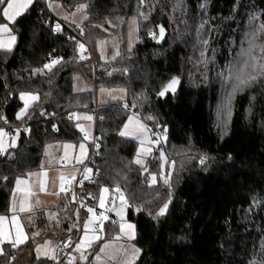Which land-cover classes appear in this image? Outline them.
<instances>
[{
    "label": "trees",
    "instance_id": "obj_1",
    "mask_svg": "<svg viewBox=\"0 0 264 264\" xmlns=\"http://www.w3.org/2000/svg\"><path fill=\"white\" fill-rule=\"evenodd\" d=\"M56 1L68 11L86 5L81 35L92 46L94 59L80 58L66 28L52 33L47 0L46 8L34 0L10 24L16 43L11 51L0 50V120L8 126L25 124L27 130H21L16 147L0 160V214L7 212L14 179L39 167L47 143L83 139L73 113H92L96 105L98 147L90 168L97 172V183L85 182L83 190L93 191L95 204L100 185L108 186L114 196L115 186L121 185L128 204L126 218L135 225L134 242L140 249L135 264L258 262L264 238V78L236 93L223 132L215 126L219 86L213 79L222 70L228 74L240 68L226 66L243 46L251 25L264 24V0ZM130 17L138 22L134 47L126 50L122 43L115 60H99L94 40L113 33L123 41ZM158 24L167 30L162 45L154 43ZM202 45L213 59L207 67L197 61ZM53 60L59 63L45 69ZM74 75L93 87L75 91ZM173 77L180 81L177 91L164 101L158 99ZM98 86L124 87L127 97L98 103ZM25 91L37 93L39 99L19 120V94ZM131 111L145 119L150 132L166 129V142L159 147L176 161L164 174L172 172L171 188L159 176L160 158H154L158 151L148 157V168H141L134 162L136 140L119 134ZM200 155L209 157L203 165ZM150 174L156 176L155 184L149 182ZM164 203L167 211L158 216ZM76 221L70 197L56 226L47 227L43 212H37L35 224L43 231L40 237L46 236L47 228L60 231V241L76 232ZM114 230L116 223L107 219L103 237L91 250ZM40 237L29 234L18 248L3 244L8 255L0 256V264H53L52 259L36 257ZM81 264L93 263L89 259Z\"/></svg>",
    "mask_w": 264,
    "mask_h": 264
},
{
    "label": "rangeland",
    "instance_id": "obj_2",
    "mask_svg": "<svg viewBox=\"0 0 264 264\" xmlns=\"http://www.w3.org/2000/svg\"><path fill=\"white\" fill-rule=\"evenodd\" d=\"M46 5H47L49 12L53 16H55L56 18L62 19L64 21L70 23L73 26H80L82 24L85 16H86L84 8L80 7L81 5L76 7V9H74L73 11L66 10L65 8H63L61 3L59 1H56V0H47ZM259 27H260V25H258V24L257 25H251V28H250L248 34L244 36L245 40L241 43V44H243V46L241 47V49H239V52L236 53V55L234 57L235 59H233L231 63L227 64L226 69L229 68L228 65L229 66L235 65V67L232 69H236V68L240 67V61L243 59V57L240 56V53L244 49H247L249 47L247 41H248V39L251 38V35H250L251 33L255 32L257 35V39L254 41L256 47L253 50V55H260L259 46L264 45V37L262 36L263 33L257 32V29H259ZM138 39H139L138 22H137L135 17H130L126 23L125 37H124L123 41L116 34H113V33L104 34V35L97 37L94 40V49H95V52H96L99 60H101L102 62H109V61L115 60L119 56L120 51H121V47H122V43H124L126 50H131L134 47V45L136 44V42L138 41ZM203 45H205V43ZM203 45H202L201 50H199V52L197 53V56H198L197 61L199 62L198 64L205 65V64H208L209 62H211L213 59L211 58V55L207 54V50ZM117 53H119V54L117 55ZM113 57H115V58H113ZM205 66L207 67L209 65H205ZM227 71H229V70H227ZM214 72H217V71H214ZM214 72L212 73V75H215ZM220 73L226 74V72H223V70L220 71ZM220 73L215 75L214 79H213V82H215L219 86V99H218L214 114H215V119H216V121H215L216 125L215 126L219 127L221 132H223L226 128L225 127V125L227 124L226 118L228 115L227 110L223 107V102H224L226 92H229V91L225 87V84H226L225 80L224 81L222 80V76L220 75ZM207 74L204 76V78H206V80L210 78L207 76ZM79 78H80L81 82H83L85 85H87V83L85 81H83V79L80 76H79ZM91 87H93V86L91 85ZM102 89H103V91H102ZM126 97H127V90H126V88L121 87V86H98L97 88H95V100L98 103H100L104 100H108V99L124 100V99H126ZM231 109H232V106H231ZM89 116H90L89 114H87L86 116H83L81 118L82 121H79L78 117L75 118V120L77 121V123H76L77 128L80 130L82 135L87 134L88 136H91V134H92V127L90 125V120L86 119V117H89ZM129 117L133 118L132 123L129 124V130L138 129V128H140L141 125H143V129L140 132L139 138H133L134 140H136V144H137L134 160L137 158V152L139 151L141 153V155L139 156V159L141 160V164H137V165L141 168H148V165H149V163L147 161L148 157H150L153 154V152L157 150L158 152L154 156V158L156 161H158V159L160 158V150L163 148L159 147L160 144H155L153 142L158 136H153V134L148 129V126L146 124L145 119H143L141 116H139L135 112L131 111L128 114L124 124L119 129V133L122 130H124V125L129 123V120H128ZM78 125H79V127H78ZM81 129H83V131ZM164 135L165 134L163 133V136ZM64 142H67V143H65L66 144L65 147L68 146V147H66L67 150L69 149L70 146H71V149L72 148L74 149L77 147L78 153H77L75 162H73L71 160H67V163L69 165L76 164V168L79 167V165L82 164L88 156V150H89L88 139L83 138L77 142L69 141V140L64 141ZM81 144L84 145L83 149H81V147H80ZM67 150H65V151H67ZM164 153L166 154V152H164ZM166 156L168 158L167 154H166ZM201 156L202 155L198 156V158H200ZM168 161H169V163H163L160 159V163H158V165L160 164L161 172H163L164 174L166 171V167H168L167 170H171L173 168L170 165V162H171L170 158H168ZM154 171L157 173L159 171L158 167L154 168ZM91 172H92L91 168L87 167L83 176L88 178L90 176ZM161 172L159 173L160 177H161V175H160ZM167 174L168 173H166V175ZM150 175L151 176H149L148 178H149V182L151 183V178H152L153 174H150ZM161 181H163V180H161ZM105 188L109 189V187L106 185H100L99 188L97 189V195L95 196L96 201H95L94 207L92 208L93 212H88L89 213L88 219L86 220V222L91 221V223L88 225L87 229H85V227H83V232L91 230L96 226L99 229L100 221H98L96 219L100 215L98 213V211H100V210L104 211L106 209V206L109 205L111 201H115V200H116V206L114 208H112L111 214L104 215V216L108 217V219H111V221H112V219L116 220L117 230L116 231L115 230L110 231L112 233L109 232L108 236L104 240H102L97 247L93 248V250H91L92 249L91 244L86 245V244H82L81 242L77 243L75 245V247L73 248V250L70 254V259L66 262V264H81L85 261H88L89 259L93 264H125L126 259L131 257L133 246L135 248H138L134 242L135 238L132 240H128L126 237L121 236V239L114 240V238L116 236L120 235L119 224L121 222L131 223V224H134V223L127 220V218H126L128 204H126L125 206L122 207V201H121L120 197H119V199H116V196H114L110 192V189L108 192H104L103 189H105ZM101 198H103V206H101V203H100ZM111 198H112V200H111ZM64 199L65 200L68 199L66 192L64 193ZM253 206H255V204H253ZM121 216H123V221H121ZM106 220H103L102 229L100 230V232L104 230V225H105ZM76 222H77L76 224H78V217H77ZM57 234L58 233L50 232V234H48L45 238H43L40 241L38 240L39 242H37V246H36V255L37 256H41L43 254L45 255L46 253L49 256L48 258L54 256L55 251L53 250V248L51 249V246L52 247L54 246L53 243L56 240V237L58 236ZM135 235H136V229H135ZM261 241H263L262 245H264V238H262L260 240V242ZM104 244H108V247L105 249V251L103 253H100L99 249ZM77 245H80V247L77 248ZM121 245L125 246V248L127 250L126 252L125 251H117L118 249H120ZM262 245H260L261 251L259 254V256H260L259 261H258L259 263L258 262H255V263L252 262V264H262V262H264V248H262ZM40 248L42 249V251L40 250ZM97 253H99V255L101 256L100 260L96 259ZM82 256L87 257V259H82L81 258ZM113 257H115V258L113 259Z\"/></svg>",
    "mask_w": 264,
    "mask_h": 264
},
{
    "label": "crops",
    "instance_id": "obj_3",
    "mask_svg": "<svg viewBox=\"0 0 264 264\" xmlns=\"http://www.w3.org/2000/svg\"><path fill=\"white\" fill-rule=\"evenodd\" d=\"M29 6L27 7V9L29 8ZM26 10H22V14ZM0 18H1L0 24H7L9 29H11V32L0 31V42L6 43L10 40L11 36L14 35L16 37V34L13 32L10 26V24L14 21H9L6 17H3L2 15H0ZM15 43L16 40L12 45V48L14 47ZM90 87H91L90 84L87 83V85H85L83 82H81L78 75H74L73 88L75 91L87 90L90 89ZM21 93H31L34 96H38V94L34 92L25 91ZM20 94H19V99L22 104L21 108H23L24 100L20 98ZM27 99L30 104V107L27 109V112L24 114L23 117L26 116L29 109L38 101V99L35 101H32L30 98ZM17 113H16V118H17ZM87 114H89L92 117V113H88L85 111H75L73 113V118L75 119L78 117L79 121H82L81 118L83 116H86ZM90 125L93 129L92 119L90 120ZM25 126L26 127L24 129L27 130V125ZM3 127L4 125L0 120V129H3ZM18 140H19L18 137L11 138L10 140L7 141L2 139V145L5 151L0 153V160L10 148H14L10 146L13 144V141H15V147H16V145L18 144ZM65 143L67 142L53 141L47 143L43 148V153L39 167L24 175H20L14 179L13 187L10 192V199L7 207V212L0 214V216L6 217V219L0 221V237L4 239L3 244H10L8 243V241L17 239L18 234H20V238L25 239L26 241L29 238V234L40 237L43 231L42 229L37 228L35 224L37 212H43L45 218L49 221L47 227L50 226L52 228L58 224L60 212L65 208L66 202L70 198V196L66 193L68 199L67 200H65L66 198L64 199V193H65L64 186L69 182L70 179H72L76 175L78 170V167L76 168V164L69 165L67 163V160H71L75 162L78 153L77 147L71 149L70 146L69 149L67 150V148L65 147L66 145ZM63 161L65 165H62ZM61 176L64 177L63 180H61ZM17 179L23 181V183H21L19 186H17L16 183ZM82 179L85 180L86 177L83 176ZM61 185H63V188L61 187ZM21 207H23L25 211H20ZM13 209H15V211H13ZM88 214L89 213L87 210L86 214L84 215L82 229L80 232V238L77 241V243L81 242L82 244L87 245L90 244L91 241V245H92L98 241V240H94L93 238L95 236L102 237L103 231L100 232V230H98V227L97 228L94 227L91 230L83 232V227L86 220L88 219ZM27 226H31L32 229L30 230V232L27 229ZM46 230H47L46 236L50 234V232L58 233L57 234L58 236L56 237V240L53 243L54 246L53 247L51 246V249L53 248V250L55 251V246L59 241L58 238L60 235L59 233L60 231H58L57 229L48 230V228ZM85 232H87V237L85 236ZM45 237H40L39 241ZM3 244H0V247H2ZM36 246L37 243L35 244L34 247L35 254H36ZM40 250L42 251L41 248ZM36 257L48 258L49 256L46 253L45 255L43 254L41 256L36 255ZM50 258L52 259L53 256Z\"/></svg>",
    "mask_w": 264,
    "mask_h": 264
},
{
    "label": "snow or ice",
    "instance_id": "obj_4",
    "mask_svg": "<svg viewBox=\"0 0 264 264\" xmlns=\"http://www.w3.org/2000/svg\"><path fill=\"white\" fill-rule=\"evenodd\" d=\"M33 0H0V15L3 17H6L9 21H15L17 17L22 15V10H26L29 5H31ZM144 0H141V3H143ZM81 8L86 7V5H81ZM255 19V18H254ZM203 27V25H202ZM56 31H61L60 25H56ZM0 31L4 32H11V29H9L7 24H0ZM257 32L259 33H264V24H261L259 29H257ZM160 35L161 37L164 35V29L163 27L160 28ZM251 38L248 39L247 43L249 47L247 49H244L241 53L240 56L243 57V59L240 61V68L236 72H229L228 74L225 73H220L221 76L224 77L225 83L231 87L230 92H226L224 102H223V107L227 110V114L230 117L231 115V106H232V101L235 98L236 93L243 91L247 87H251L252 84L257 82L258 79L264 78V45L259 46V51L260 55H253V50L256 47L254 41L257 39L256 33H251ZM16 40V37L13 35L11 36L10 40L8 42H0V49L5 50V51H11L12 45L14 44ZM79 43V42H78ZM205 43H207L205 41ZM79 47L81 49L84 48L83 44H79ZM119 53H117L118 55ZM203 55V54H202ZM81 59H85L83 55L80 57ZM115 58V57H113ZM59 63L58 60H53L51 64H45L44 68L51 70L52 66ZM230 68H234L235 65H230ZM250 69V71H249ZM179 83V78L178 77H173L167 85L164 86V88L158 93L159 96L163 97L168 93L169 91L175 92V85ZM103 91V89H102ZM20 98L24 100V107L20 109V111L17 113V119H22L24 114L27 112V109L30 107V104L28 102L27 98H30L32 101H35L39 99L38 96H34L31 93H21ZM127 107V106H126ZM0 119H3V117H0ZM86 119L91 120L92 117H86ZM132 117H129V123L124 125V130H122L119 134L124 137H131V138H139L140 132L143 129V125L140 126L138 129L134 130H129V124L132 123ZM149 119H153L152 117H149ZM79 127V125H78ZM226 127V125H225ZM83 131V129H81ZM165 135L163 137H157L153 142L155 144H161L163 142H166V129L164 130ZM227 133L225 132V135ZM6 135L4 133L3 129H0V153L5 151L2 145V137ZM11 147H15V141H13V144L10 145ZM68 147V146H66ZM81 149L84 148V145H80ZM98 147V145H97ZM141 153L138 151L137 152V158L135 159L136 164H141V160L139 159V156ZM160 159L163 163H169L168 158L164 151L161 149L160 150ZM209 157L207 155H202L199 158V163L200 164H205ZM171 167H175L176 161L173 160L170 162ZM181 167H183V163H181ZM90 171V170H89ZM161 178L163 179V183L171 188V177H172V172H168V174L165 176L163 172H161ZM64 177L61 176V180H63ZM156 176L153 175L151 178V183L155 184L156 183ZM17 186H19L23 181L17 179L16 181ZM63 188V185H61ZM104 192H108L109 189L105 188L103 189ZM114 191L118 192L120 195V199L122 201V207L127 204V200L124 197V193L120 190L119 186H117ZM101 206H103V198H101ZM168 204L165 203L158 211L157 215H164L165 212L167 211ZM15 211V209H13ZM20 211H25L23 207L20 208ZM88 212H93L92 208H88ZM6 219L4 216H0V221ZM14 219V217H13ZM98 221H100V227L98 230L102 229V223L103 220L108 219V217L104 216L103 213H100V215L96 218ZM121 221H123V216H121ZM91 223V221H87L84 225L85 229L88 228V225ZM113 223H116L113 221ZM119 232L120 235L116 236L114 240H119L121 239V236L126 237L128 240H132L135 238V225L131 223H124L121 222L119 224ZM85 236L87 237V232H85ZM94 240H100V236H95L93 238ZM26 242L25 239L20 238V234H18L17 239L15 240H10L8 243L11 244L12 248H18L21 244H24ZM4 243V239L0 237V244ZM91 244V241H90ZM80 245H77V248H79ZM108 247V244H104L103 246L100 247L99 252L103 253L105 249ZM264 247V245H262ZM117 251H127L124 245L120 246V249ZM140 249L135 248L133 246L132 248V254L131 257L126 259L125 264H135V259L139 257ZM8 253L5 252L3 247H0V256H7ZM82 259H87V257L82 256ZM115 257H113L114 259ZM12 259L14 260L15 257L13 256ZM96 259L100 260L101 256L99 253L96 254ZM252 264V262H250ZM264 264V262H262Z\"/></svg>",
    "mask_w": 264,
    "mask_h": 264
},
{
    "label": "built area",
    "instance_id": "obj_5",
    "mask_svg": "<svg viewBox=\"0 0 264 264\" xmlns=\"http://www.w3.org/2000/svg\"><path fill=\"white\" fill-rule=\"evenodd\" d=\"M40 4L44 7V0H38ZM46 10H48L46 8ZM49 12V10H48ZM51 14V13H50ZM52 15V14H51ZM53 16V15H52ZM59 24L60 28H66L69 31L70 36L76 40L77 48L79 49L80 55H83L84 57L90 56L92 59H94V52L92 49V46L90 43L83 38L81 35V25L80 26H73L70 23L56 18L53 16V20L51 23V31L53 34H57L60 31H56V25ZM155 33L150 32L149 36L154 37ZM79 42V43H78ZM79 44H83L84 48L81 49L79 47ZM46 116V113H44ZM97 120V113H96V105L94 107V110L92 112V122H93V129L91 136H88L87 134H83L84 139H88L89 141V150H88V156L86 160L79 165L76 175L69 180V182L64 186L65 192L73 199L75 203V211L78 217V226L77 230L73 234H69L68 236L64 237L55 246V252L54 256L52 258L53 264H65L70 259V254L72 252V249L74 245L77 243V241L80 238V232L82 229V224L84 220V213L88 210V208H93V200H94V194L91 190H83L84 183H90V184H96L97 183V172H91L90 176L86 178L85 180L82 179L83 174L87 167H90L91 163L93 162L96 154H97V137L95 133V123ZM25 124H22L20 126H8L7 124H4L3 131L6 133L2 137L3 140H10L11 138L18 137L21 130L25 128ZM151 133L153 136H159L163 137V132L153 128L151 130ZM62 165H65L64 161L62 162ZM119 186L120 190L123 192L122 187L120 184H117L115 188ZM114 188V189H115ZM115 192L116 199H119L120 195L118 192ZM111 212L110 204L106 206V209L104 211H98V213H103L104 215H108ZM116 220L112 219V222ZM97 228V226H96Z\"/></svg>",
    "mask_w": 264,
    "mask_h": 264
},
{
    "label": "water",
    "instance_id": "obj_6",
    "mask_svg": "<svg viewBox=\"0 0 264 264\" xmlns=\"http://www.w3.org/2000/svg\"><path fill=\"white\" fill-rule=\"evenodd\" d=\"M161 27H163L161 24H158L157 25V36H156V38H155V40H154V43L156 44V45H162L163 43H164V41H165V39H166V37H167V30L165 29V27H163V29H164V35L161 37V35H160V28ZM172 79V78H171ZM170 79V80H171ZM169 80V81H170ZM168 81V82H169ZM168 82L165 84V85H167L168 84ZM179 84H180V81H179V83L177 84V85H175V92L177 91V89H178V87H179ZM164 85V86H165ZM164 86H163V88H164ZM162 88V89H163ZM161 89V90H162ZM160 90V91H161ZM159 91V92H160ZM158 92V93H159ZM175 92H171V91H169L168 93H166V95L165 96H163V97H161V96H159L158 94H157V98L158 99H162V101H164L166 98H167V96L169 95V94H172V93H175ZM114 207V201H112V204H111V208H113ZM136 214H137V212H136ZM103 234H104V232H102V237H103Z\"/></svg>",
    "mask_w": 264,
    "mask_h": 264
}]
</instances>
